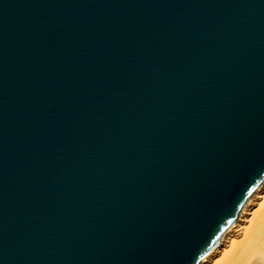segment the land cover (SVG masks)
Segmentation results:
<instances>
[{"label": "water", "instance_id": "water-1", "mask_svg": "<svg viewBox=\"0 0 264 264\" xmlns=\"http://www.w3.org/2000/svg\"><path fill=\"white\" fill-rule=\"evenodd\" d=\"M264 185V0H0V264H202Z\"/></svg>", "mask_w": 264, "mask_h": 264}, {"label": "bare ground", "instance_id": "bare-ground-1", "mask_svg": "<svg viewBox=\"0 0 264 264\" xmlns=\"http://www.w3.org/2000/svg\"><path fill=\"white\" fill-rule=\"evenodd\" d=\"M241 235L244 240L239 243ZM254 252L264 258V185L235 226L202 264H246Z\"/></svg>", "mask_w": 264, "mask_h": 264}, {"label": "rangeland", "instance_id": "rangeland-1", "mask_svg": "<svg viewBox=\"0 0 264 264\" xmlns=\"http://www.w3.org/2000/svg\"><path fill=\"white\" fill-rule=\"evenodd\" d=\"M242 234V233H241ZM244 240V236L241 235L240 238L238 239V242H242ZM260 254H258L257 252H254L251 254V258L250 261L246 264H264V258L263 256H259ZM262 260V261H261ZM239 264H242V263H239Z\"/></svg>", "mask_w": 264, "mask_h": 264}]
</instances>
